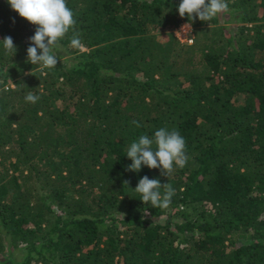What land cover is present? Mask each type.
<instances>
[{"label":"trees","instance_id":"16d2710c","mask_svg":"<svg viewBox=\"0 0 264 264\" xmlns=\"http://www.w3.org/2000/svg\"><path fill=\"white\" fill-rule=\"evenodd\" d=\"M66 2L76 23L41 71L36 25L0 0L17 47L0 41V264H264V0L208 22L181 0ZM160 128L185 138L186 166L129 170ZM144 176L175 189L168 208L140 199Z\"/></svg>","mask_w":264,"mask_h":264},{"label":"clouds","instance_id":"9594fccd","mask_svg":"<svg viewBox=\"0 0 264 264\" xmlns=\"http://www.w3.org/2000/svg\"><path fill=\"white\" fill-rule=\"evenodd\" d=\"M7 2L20 17L36 25L35 34L29 38L32 43L27 48L28 62L40 66L41 71L56 68L59 59L57 55L60 50L59 42L76 23L74 13L67 6L66 0H7ZM227 11L226 0H181L178 7L179 15L181 17L187 15L189 21L199 18L208 22ZM187 26L190 29L191 25ZM0 41L3 42L6 53L12 56L16 53L17 47L11 36H5ZM71 46L75 48L81 46L78 36H73ZM30 74L34 73L31 71ZM25 100L35 103L39 100V96L30 92L25 96ZM132 123L137 127L140 126L137 121ZM126 154L132 161L128 166L129 170L138 172L142 165H146L150 169L159 168L161 175L167 177L172 174L174 168H184L189 159L186 154L185 138L178 130L169 131L166 128L155 131L154 139L147 135L140 136L137 142L131 143ZM161 187L165 190L163 195L160 192ZM135 191L141 194L140 199L144 203L150 202L152 207L161 209L168 208L172 196L175 195V189L171 184L162 185L159 179H149L148 176L139 180Z\"/></svg>","mask_w":264,"mask_h":264},{"label":"rangeland","instance_id":"374dc122","mask_svg":"<svg viewBox=\"0 0 264 264\" xmlns=\"http://www.w3.org/2000/svg\"><path fill=\"white\" fill-rule=\"evenodd\" d=\"M225 22H229V24H228V26H230V25H234V23H236L237 22V20H233L232 22L231 21H225ZM189 23H187V22H183V23H181L180 25H178L175 29H174V32H175V34L180 38V39H184V36H187L188 35V33H191V34H193V28H192V26L190 27V29L188 28V25ZM186 25V26H185ZM183 26H185V29L184 30H182L183 29ZM190 30H191V32H190ZM193 42V41H192Z\"/></svg>","mask_w":264,"mask_h":264},{"label":"built area","instance_id":"2783aa9c","mask_svg":"<svg viewBox=\"0 0 264 264\" xmlns=\"http://www.w3.org/2000/svg\"><path fill=\"white\" fill-rule=\"evenodd\" d=\"M191 32V30H190ZM182 41H187L188 43H191L193 41V36L191 33H188L187 36H184V39H181Z\"/></svg>","mask_w":264,"mask_h":264}]
</instances>
